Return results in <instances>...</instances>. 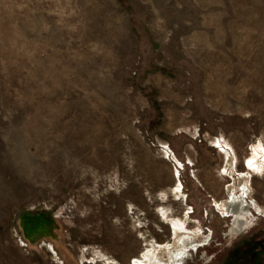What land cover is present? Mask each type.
<instances>
[{
	"label": "rangeland",
	"instance_id": "1",
	"mask_svg": "<svg viewBox=\"0 0 264 264\" xmlns=\"http://www.w3.org/2000/svg\"><path fill=\"white\" fill-rule=\"evenodd\" d=\"M235 157L264 206V0H0V264H135L176 229L179 264H264V211L213 206Z\"/></svg>",
	"mask_w": 264,
	"mask_h": 264
},
{
	"label": "bare ground",
	"instance_id": "2",
	"mask_svg": "<svg viewBox=\"0 0 264 264\" xmlns=\"http://www.w3.org/2000/svg\"><path fill=\"white\" fill-rule=\"evenodd\" d=\"M234 161L232 158L229 159V165L233 166ZM247 167L250 168H255L254 161L252 159L247 160ZM231 172V171H230ZM248 180H249V172L246 173L243 176L242 179V187L244 192L249 193L251 191L250 186L248 185ZM241 186V185H240ZM231 190V187H229ZM242 192V191H241ZM243 193V192H242ZM242 195V194H241ZM247 195V194H246ZM218 206L222 209L225 210L227 213H234L236 215V225L234 227V233H238L244 228L245 225V220L246 219V206H245V199L241 197H233L232 200H226L223 201L222 203L218 204ZM183 231H179L176 229V235L174 237L173 241V247H165V250H162L161 252H153V251H148L144 254V260L143 261H136L135 264H179L180 262V255L184 254L186 248L184 247V239L182 238L183 236ZM193 234L197 235V233L193 231ZM198 244V243H197ZM186 246H188L186 244ZM167 252V258L163 256V252Z\"/></svg>",
	"mask_w": 264,
	"mask_h": 264
},
{
	"label": "flooded vegetation",
	"instance_id": "3",
	"mask_svg": "<svg viewBox=\"0 0 264 264\" xmlns=\"http://www.w3.org/2000/svg\"><path fill=\"white\" fill-rule=\"evenodd\" d=\"M236 159L237 158L235 157L233 166L225 168V170L227 171L226 174L228 176H234V180L231 179V181L226 184V186H225V196L223 198H221L219 200H217V199L213 200V206L215 207V209L217 211H219L223 215V217H225L226 214L219 210V208H218L216 203L217 202L222 203L225 200H230V198L232 200L233 197H241L242 196L245 199V206H246V209H247V212H248L247 216H246L247 225H246V227L243 228V229H246L254 222L255 218L258 215H261L263 213L264 206L262 204H260V202L257 199L252 197L253 196L252 195V190L249 193L244 192V190H243V187H242V184H241V181H240L241 174L243 172L249 171V168L245 165V163H244V165L246 167V170L239 171L237 173L238 174L237 177H235L236 176V171L235 170H237V169H235L237 167ZM248 185L251 186L250 179H249ZM229 187H231V190H229L230 189ZM227 217H228L227 219L231 221V227L233 229V220H234L235 217H232L231 214H227ZM201 244H202V242L200 243V245ZM202 251H204V250H202Z\"/></svg>",
	"mask_w": 264,
	"mask_h": 264
}]
</instances>
